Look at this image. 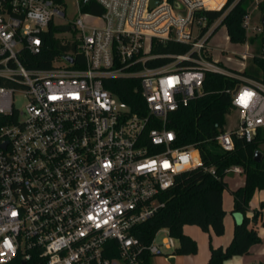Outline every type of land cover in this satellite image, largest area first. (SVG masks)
I'll list each match as a JSON object with an SVG mask.
<instances>
[{"label": "built area", "instance_id": "obj_1", "mask_svg": "<svg viewBox=\"0 0 264 264\" xmlns=\"http://www.w3.org/2000/svg\"><path fill=\"white\" fill-rule=\"evenodd\" d=\"M94 1L100 15L81 13L76 0L79 17L58 25L62 0H0V264L33 256L36 264H143L145 251H174L178 241L168 231L159 244L154 236L142 245L131 230L162 206L159 194L179 175L202 166L197 149L177 146L167 124L169 113L201 94L207 72L239 80L225 90L238 119L215 136L218 147L232 151L234 137L248 141L264 129V83L224 65L214 51H226L210 44L225 13L209 23L201 12L220 10L226 0L220 8L203 0ZM251 13L247 37L263 31ZM64 25L75 38H54L69 49L48 68L25 66L26 55L48 47L50 28ZM153 41L186 49L156 53ZM248 44L226 61L244 67ZM132 77L142 102L137 110L104 86ZM18 95L26 99L22 109ZM111 240L118 256H106Z\"/></svg>", "mask_w": 264, "mask_h": 264}, {"label": "trees", "instance_id": "obj_2", "mask_svg": "<svg viewBox=\"0 0 264 264\" xmlns=\"http://www.w3.org/2000/svg\"><path fill=\"white\" fill-rule=\"evenodd\" d=\"M210 8L221 6V0H203ZM226 4L220 10H204L201 13L209 19V23L216 17L223 16L222 24L226 28L229 40L233 43H245L254 46V55L240 71L244 77H249L264 83V32L247 37L244 27L245 15L250 12L258 14V21L264 15V0H226ZM81 13L100 15L104 9L94 0L83 3L80 0ZM57 27H51L48 33V47L35 55H26L23 63L27 67L48 68L57 54H64L69 46H62L60 41L54 38ZM153 52L156 53H181L186 47L173 42L164 44L153 41ZM164 58L157 61H149V65H160L168 61ZM239 80L218 73H206L203 81V89L198 97L187 105H182L177 110L168 114V128L176 134L177 146L193 145L201 159L200 168L183 172L176 178V184L159 194L162 206L153 216L137 224L132 228V234L137 237L142 245H148L160 229H165L177 239L178 246L173 251L174 255L185 256L197 252L196 241L184 230L185 225H194L205 232L213 231L218 236L224 233L225 210L223 208L222 193L227 187L224 180L225 170L232 165H240L244 172V183L231 191L233 206L231 212L242 214V220L236 222L233 227V237L225 246L210 247V254L205 264H224L234 255H247L254 244L261 242L258 230L255 228L259 222L264 228V202L259 207L250 210V200L255 191L264 190V152L260 162L253 160L254 153L264 143V129L250 140L234 137L232 151L221 150L215 136L225 128L226 115L234 109L230 95L226 89L234 87ZM104 86L115 96L127 102L132 110H137L142 104L137 79L116 78L107 79ZM0 116V124L2 123ZM214 168V174L204 168ZM114 246V250H106V256H118L115 248L116 241L111 240L108 246ZM142 263L150 264L152 255L143 252ZM36 256L29 261H23L17 257L5 264H36Z\"/></svg>", "mask_w": 264, "mask_h": 264}, {"label": "crops", "instance_id": "obj_3", "mask_svg": "<svg viewBox=\"0 0 264 264\" xmlns=\"http://www.w3.org/2000/svg\"><path fill=\"white\" fill-rule=\"evenodd\" d=\"M225 0H221L222 5ZM218 7V8H220ZM225 178V177H224ZM244 180V178H243ZM244 181L242 182V184ZM242 184L236 182V187ZM235 189V188H234ZM260 202H264V190L255 191L252 199L250 200L249 215L252 214L251 210L259 207ZM233 206V197L228 200V204H224L223 198V208L225 210L224 217V233L222 235L216 236L212 230L210 232L205 231H192L189 235L196 241L198 247L195 254H186L185 256L174 255L173 251L167 252L164 255H153L150 264H205L210 254V245L213 247H218V245L225 247L233 237V227L236 222L242 220V214L231 212ZM229 212V213H228ZM185 228V227H184ZM258 230V234L261 237V242L252 245L249 253L247 255L239 256L234 255V257L225 260L224 264H262L260 258L264 256V228L258 222L255 226ZM184 231V230H183ZM186 232V231H185ZM158 256V257H155ZM166 258V260H165Z\"/></svg>", "mask_w": 264, "mask_h": 264}, {"label": "rangeland", "instance_id": "obj_4", "mask_svg": "<svg viewBox=\"0 0 264 264\" xmlns=\"http://www.w3.org/2000/svg\"><path fill=\"white\" fill-rule=\"evenodd\" d=\"M80 1V0H79ZM63 3V11L65 13V17H56L55 22L58 25H63L68 22H74L78 17H79V10L78 6L76 5V0H62ZM251 17H253L254 21H258V14L256 12L251 13ZM98 23V22H95ZM250 33V31H249ZM76 34V30H70L68 32H63L60 31L59 29L55 30L54 36L59 39H74ZM213 36L211 37L210 44L211 46H219L223 51L226 52H218L214 51V55L220 58V60L224 63V65L230 67H237L240 68L241 70L245 69V65L248 63L249 59L254 55V46L252 44L249 45V50L252 56H249L246 61L244 62V67L238 66V64L234 60H230L229 62L226 61L227 56H233L236 53L241 54L244 52V47L245 43H233L230 40L227 41L225 39V36L227 35L226 33V28L225 26L221 25L219 26L216 30H214ZM26 102V99L18 95L15 97V104L19 109H22L24 104ZM238 119V115L236 111L233 109L230 114L226 115V124H225V129L230 130L236 125ZM262 152H264V143H262L259 147ZM244 178V172L242 174H235V173H228L226 174L224 180L227 182V187L222 193V197L224 198V204H228V200L232 198L231 196V191L236 188V182L242 184ZM229 213V212H228ZM200 231L198 227L194 225H185L184 231H186L187 234H190L192 231ZM201 233V231H200ZM168 237V232L165 229H160L157 231L155 237H154V242L156 244H159L162 242L165 238ZM165 253L167 252L165 249L163 250ZM170 252V251H169ZM158 257V256H155ZM166 260V258H165ZM262 264H264V256L263 258H260Z\"/></svg>", "mask_w": 264, "mask_h": 264}, {"label": "water", "instance_id": "obj_5", "mask_svg": "<svg viewBox=\"0 0 264 264\" xmlns=\"http://www.w3.org/2000/svg\"><path fill=\"white\" fill-rule=\"evenodd\" d=\"M87 1L89 0H83V3H86ZM156 0H151V4L154 5L156 4ZM261 24H262V29H263V32H264V15L261 16ZM60 31H69L70 30V27L67 26V25H64V26H60L58 28ZM67 60H69L70 62H72V59L70 57H66ZM263 158V152L261 150H256L255 153H254V157H253V160L255 162H260L261 159Z\"/></svg>", "mask_w": 264, "mask_h": 264}]
</instances>
